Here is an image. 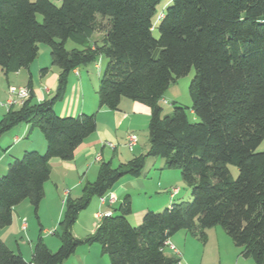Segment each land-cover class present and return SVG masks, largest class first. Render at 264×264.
I'll return each instance as SVG.
<instances>
[{"label": "trees", "instance_id": "1", "mask_svg": "<svg viewBox=\"0 0 264 264\" xmlns=\"http://www.w3.org/2000/svg\"><path fill=\"white\" fill-rule=\"evenodd\" d=\"M0 0V68L5 74L28 68L38 44L49 46L59 68L52 97L29 96L0 118V136L25 123L38 129L44 153L25 150L0 176V229L12 209L28 201L36 215L50 176L52 158L71 160L75 148L96 129L95 115L60 116L68 76L81 66L106 59L97 84L99 108L118 109L122 98L150 110L149 147L144 154L113 165L100 162L93 181L78 197L67 196L51 251L39 235L32 264H64L80 245H100L109 264H175L164 242L184 230L205 242L206 230L221 226L244 258L264 264V0ZM40 15V19L37 18ZM159 16V17H158ZM158 30V36L153 30ZM94 33L100 34L92 40ZM72 40L81 48L66 49ZM194 69L189 84L190 121L182 105L162 114L160 101L175 80ZM47 68L41 69L45 73ZM148 157H162L178 169L191 201L146 211L137 225L128 220L131 199L102 215L84 238L72 233L91 199L109 193L124 177L140 176ZM237 167L233 177L228 165ZM0 264H28L0 239Z\"/></svg>", "mask_w": 264, "mask_h": 264}, {"label": "crops", "instance_id": "2", "mask_svg": "<svg viewBox=\"0 0 264 264\" xmlns=\"http://www.w3.org/2000/svg\"><path fill=\"white\" fill-rule=\"evenodd\" d=\"M33 63L34 61L28 68H22L9 74H5L0 68V118L8 109H17L21 105L19 102L8 103L7 88L11 85L10 83L14 76H22L24 82L20 87H28L30 80L36 101H43L53 96L57 87L59 68L49 64L46 67L47 71L42 73L40 66L33 68ZM79 68L73 70L68 76L63 99L56 102L53 109L60 116H77L81 113L94 114L96 129L75 148L71 160L64 161L52 158L49 161L50 176L44 183V196L37 208V212L39 211L41 215L40 218L38 216L39 231L36 238L33 237V232L34 235L36 232L33 230L34 227H32L30 238L32 236L34 240H28L27 246L22 242L18 243L16 241V234L20 230L27 231L29 228L25 217L29 216L32 206L26 200L13 207L11 223L0 229V239L12 251L19 252L28 264H32V247L39 235H42L43 242L51 251L57 250L60 241L56 234V229L62 216L64 200L67 196L76 198L80 195L82 185L95 179L100 162L111 161L113 165L126 162L137 155L146 153L149 147L148 135H139L141 128H145L146 125L148 134L150 114L148 106L122 98L116 110H110L105 107L99 108L98 100H96V83H98L101 70L96 77L92 96H89L86 90L93 83L89 77L88 67H85L86 73L80 71ZM34 80L37 82L36 86ZM131 133L137 136V142L132 149H129L126 141L127 136ZM45 149L46 142L38 129L30 130L29 124L25 123L14 126L0 136V176L6 172L9 163L19 158L25 150H35L42 154ZM171 170V168L167 167L165 158L148 157L140 176L124 177L110 189L109 193L115 197V201L111 205L101 203L100 198L96 196L91 199L87 207L91 208V216L99 220L97 217L98 213L105 215L111 211L113 212L116 209L115 204L120 202L127 194L131 199V213L127 218L132 225H137L142 214L144 215L150 209L152 211L158 209L156 207H160L157 206V203L161 200V205H168L175 199L178 201L189 198V188L184 189V193L181 194L179 187L174 186L177 180L170 179ZM151 171L152 176L148 177ZM89 176L94 177L93 180H91L92 178L88 180ZM173 188H176L177 192L171 194ZM166 191L169 192L167 196L162 194V192L166 193ZM151 194L155 195L154 198H158L155 201L156 203L150 204L145 201L152 197ZM134 199L140 201L134 204ZM98 220L95 224H88L86 230L79 227L72 228L73 235L77 238H84L87 234L94 231ZM210 229H207L206 233ZM190 235L187 231L181 230L169 238L177 249L179 256L168 248H165L164 252L186 262L183 260L184 256L179 247L181 242L184 244V242L189 241ZM195 237L198 238L197 236ZM207 237L206 234V239ZM9 242H15V248L11 247ZM106 258L100 245L94 243L78 246L74 254L64 264H109L108 258Z\"/></svg>", "mask_w": 264, "mask_h": 264}, {"label": "rangeland", "instance_id": "3", "mask_svg": "<svg viewBox=\"0 0 264 264\" xmlns=\"http://www.w3.org/2000/svg\"><path fill=\"white\" fill-rule=\"evenodd\" d=\"M169 2L170 0H159V3L156 7L157 12L160 13L159 16L161 15V12L165 10ZM37 18L40 19V15H37ZM152 33L155 37L158 36V30L156 28H154ZM99 36L100 34L94 33L92 35V40L98 38ZM38 47H39L38 55L36 59L34 60L33 68L35 69L36 67L40 66L41 69H43V68H46L49 64H51L49 46L45 43H39ZM65 47L68 50L72 48H81L79 45H77L72 40H67L65 43ZM105 62H106V59L101 58V60H98L95 63H90L87 65L81 66L79 68L80 71H83L84 73H86L85 67H88L87 70L89 72V77L91 78L92 83H93V85L91 84L90 86H88L86 90L89 96H92L93 88L95 87L94 83H95L96 77L99 71L103 70ZM193 75H194V69L191 68L186 75L177 78L174 83L170 84V86L168 87V89L166 90V92L164 93L160 101V105L162 107V114H170L172 112L173 104L182 105L185 107L186 114L190 121L198 120L197 117L194 115V113L191 111L192 101H191L189 90H188L189 84H190L191 79L193 78ZM23 82L24 80L22 79V76H14L11 80L10 86L20 87L23 85ZM36 84L37 82H35V86ZM139 135L140 136L148 135L147 125L145 128H141ZM256 150L257 151L264 150V140L259 144ZM228 168L232 176L236 177L237 172H238L237 167L229 164ZM170 173H171L170 179L177 180V183H175L174 186L179 187L181 194L184 193V189H188L189 187L182 181L181 176H180V171L178 169H172ZM150 176H152V171L148 174V177ZM90 178L92 177L89 176L88 180H90ZM93 178L91 180H93ZM190 193H191V190H190ZM162 194H165L167 196L169 192L168 191H166V193L162 192ZM171 194H174V193H171ZM151 196L153 198L151 197L150 199H146L145 201H148V203L150 204L156 203L155 201H157L158 198H154L155 197L154 194H151ZM139 201L140 200L138 199H134V204H137ZM179 201L181 200L176 201L175 199V201L170 202L168 205H161L162 204V200H161L160 202L157 203V206H160V207H156L158 209H154L152 211L161 212L165 208L170 206V204L174 202H179ZM183 201H191V196L189 198L183 199ZM118 205H119V202L115 204V207H118ZM40 215L41 214H39V211H38L37 217H36L33 211V208L31 207L29 216L25 217V221L27 222V225L29 226V228L27 231L20 230L19 233L16 234V241H18V243L22 242L27 246L28 240H34L32 239V236L30 238L32 227H34L33 230H35L36 232L35 235L33 232V237L36 238L37 233L39 231V226H38L37 221H39L38 216L40 218ZM142 216L140 218V221L142 220ZM97 220L98 219L96 217L91 216V208H86L80 211V216L78 214L77 220L75 224L73 225V229L79 227L83 230H86V228L88 227V224L89 225L95 224ZM139 222L137 224H139ZM206 234L208 237L205 242H203L202 240H199L195 236L192 237V234L189 236L190 237L189 241L184 242V244L183 242H181L179 249L184 256L183 260H185L189 264H199V263L201 264H253V260L251 258H244L243 256H241L240 254L241 249L233 244L231 238L226 234V232L221 228V226L217 225V226L211 227V229L208 230ZM9 245L15 248V242L13 243L9 242Z\"/></svg>", "mask_w": 264, "mask_h": 264}, {"label": "built area", "instance_id": "4", "mask_svg": "<svg viewBox=\"0 0 264 264\" xmlns=\"http://www.w3.org/2000/svg\"><path fill=\"white\" fill-rule=\"evenodd\" d=\"M7 93H8V103L12 104L13 102H19L22 104V102L28 98L29 96V88L28 87H14V86H8L7 88ZM137 142V136L133 133L129 134L127 136V141L126 145L128 146L129 149H132L133 146ZM177 189L173 188L171 190V193H176ZM101 203H107L108 205H111L115 201V197H113L110 193H107L106 195L100 197ZM110 213V212H109ZM108 213V214H109ZM103 214L98 213L97 217L100 218ZM165 248H168L170 251H172L175 255L179 256V253L175 246L171 243L169 239H167L164 242ZM176 264H188L183 262L178 258V261Z\"/></svg>", "mask_w": 264, "mask_h": 264}]
</instances>
